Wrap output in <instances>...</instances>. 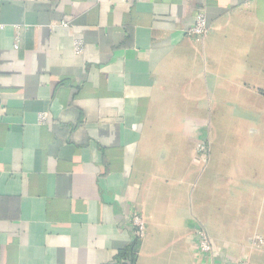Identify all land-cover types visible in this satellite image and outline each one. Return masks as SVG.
Returning <instances> with one entry per match:
<instances>
[{"label": "crops", "instance_id": "0c3cea01", "mask_svg": "<svg viewBox=\"0 0 264 264\" xmlns=\"http://www.w3.org/2000/svg\"><path fill=\"white\" fill-rule=\"evenodd\" d=\"M0 25V264H264V0H0ZM233 104L256 114L211 150Z\"/></svg>", "mask_w": 264, "mask_h": 264}, {"label": "built area", "instance_id": "2783aa9c", "mask_svg": "<svg viewBox=\"0 0 264 264\" xmlns=\"http://www.w3.org/2000/svg\"><path fill=\"white\" fill-rule=\"evenodd\" d=\"M4 25H0L2 28ZM209 25L207 23V17L204 11L200 10L198 14L196 15V20L195 23L187 29L186 33L189 37L196 38L198 40H202L206 37V35L209 32ZM82 41L77 40L75 42V51L80 53L82 51ZM16 48H18V42L15 45ZM200 149L203 150L205 149L203 145L200 146ZM132 224L135 229V233L139 237H143L146 232V221L142 214L138 212H134L132 215ZM196 235V240H197V245L200 253L203 254H210L212 253L213 250V245L211 242V237L207 231V229L201 225L198 224V227L196 228L195 231ZM236 264H250V262L247 259L240 260Z\"/></svg>", "mask_w": 264, "mask_h": 264}, {"label": "rangeland", "instance_id": "374dc122", "mask_svg": "<svg viewBox=\"0 0 264 264\" xmlns=\"http://www.w3.org/2000/svg\"><path fill=\"white\" fill-rule=\"evenodd\" d=\"M226 110V115L229 119H227V117L217 118L216 123L210 125V133L213 138L210 140L211 150L226 148L229 147L230 144H233L237 138V134L244 132V128L242 129V125L238 123V117L247 115L253 116L256 114V109H248L247 112H245V109L237 104H233L229 109H225V112ZM220 111H223V109L216 108V116H218ZM252 127H257V124L252 125Z\"/></svg>", "mask_w": 264, "mask_h": 264}]
</instances>
